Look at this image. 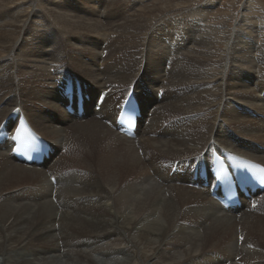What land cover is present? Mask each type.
<instances>
[{
  "label": "bare ground",
  "instance_id": "obj_1",
  "mask_svg": "<svg viewBox=\"0 0 264 264\" xmlns=\"http://www.w3.org/2000/svg\"><path fill=\"white\" fill-rule=\"evenodd\" d=\"M17 1L0 0V123L21 109L54 153L29 168L0 145V264H264V192L233 212L190 187L212 151L264 166L261 17L245 4L230 28L229 14L209 23L210 6L184 13L185 0L119 13L116 0H84L93 13L46 0L39 20ZM65 78L86 87L82 118L64 109ZM129 89L142 110L134 139L113 130Z\"/></svg>",
  "mask_w": 264,
  "mask_h": 264
},
{
  "label": "rangeland",
  "instance_id": "obj_2",
  "mask_svg": "<svg viewBox=\"0 0 264 264\" xmlns=\"http://www.w3.org/2000/svg\"><path fill=\"white\" fill-rule=\"evenodd\" d=\"M26 1L27 0H19L16 3H19L20 5H25ZM102 1L104 3V1H107V0H102ZM116 1H117L116 4L118 5V6H116V13H119V11L127 10V8H131V6H130V5H132L131 0H116ZM185 1H186V4H185L184 8L186 11H184V13H192V12L193 13H199L198 10L202 6L212 7V8H207L208 9L207 13H210L209 20H208L209 23H213V18L215 19V18L220 17V16L225 17L226 14H229L228 15L229 16L228 27L234 28L238 24V22L240 21V19L242 17L243 6H245V4L249 7L247 9V10H249V12H247V13H252L257 18L261 17L262 21H264V0H185ZM84 2H85L84 0H50V5L55 7L56 9L66 11L68 13H82L83 11L84 12L87 11L86 13H90V12L93 13L91 10L88 9V5H86V3H84ZM150 3L151 4L149 6L153 7L154 3L153 2H150ZM45 4H46V0H32V5L29 7L30 13H31V11H35V13H37L39 15L38 16L39 20H45V13H48L44 8ZM127 4H129V5H127ZM65 9H67V10H65ZM230 13H232V14H230ZM224 17H223V19H224ZM51 21L52 20H50V22ZM205 24H206V22H205ZM160 28H158L159 30L154 31L155 36L159 35ZM233 34H234V31H233ZM26 37H28V39L27 40L24 39L21 44H29L31 42L32 35H31L30 31H27ZM160 38H163V37H160ZM232 38H233V35H232ZM19 40H20V37H19ZM34 42H37V41L34 40ZM183 93H185L184 90H183ZM262 96H263V93H261V98H262ZM157 97H158V95H157ZM158 98H160V97H158ZM254 112H257V111L254 110ZM43 113L45 114V116L47 115L45 113L44 109H43ZM251 117L253 119H256L258 117V115H256L255 113H252ZM252 118H250V119H252ZM258 119H260V118H258ZM257 120H255V121H257ZM222 131H223V129H222ZM150 174L152 175L151 171H150ZM53 184H55V183H53ZM76 188L79 189L80 186L77 185ZM263 201H264V198L262 199V202ZM261 208L263 209V205ZM261 210H260V212H261ZM254 211H255V209H254ZM168 242H170V241H168ZM165 247L168 248L169 244H167ZM99 258L100 257H97L96 255L94 256L95 260H100L101 258L100 259ZM122 259H124L123 256H119V257L113 256V257L109 258L106 261V263L107 264H117L118 261H121ZM235 260H236V257H235ZM191 262L195 263L196 261H190V263ZM132 264H142V263H140L139 261H133Z\"/></svg>",
  "mask_w": 264,
  "mask_h": 264
}]
</instances>
